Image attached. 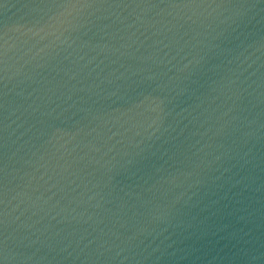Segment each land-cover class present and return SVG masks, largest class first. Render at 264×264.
Instances as JSON below:
<instances>
[{
  "label": "water",
  "instance_id": "1",
  "mask_svg": "<svg viewBox=\"0 0 264 264\" xmlns=\"http://www.w3.org/2000/svg\"><path fill=\"white\" fill-rule=\"evenodd\" d=\"M0 264H264V0H0Z\"/></svg>",
  "mask_w": 264,
  "mask_h": 264
}]
</instances>
